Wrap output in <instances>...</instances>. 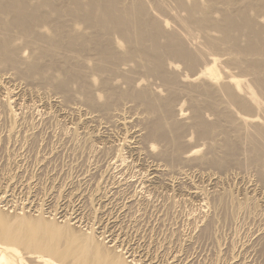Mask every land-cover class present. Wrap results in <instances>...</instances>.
Listing matches in <instances>:
<instances>
[{
  "label": "bare ground",
  "instance_id": "6f19581e",
  "mask_svg": "<svg viewBox=\"0 0 264 264\" xmlns=\"http://www.w3.org/2000/svg\"><path fill=\"white\" fill-rule=\"evenodd\" d=\"M5 74H8L9 82L18 81L16 85L20 83V80H25V82L22 81L24 85L29 83V85L38 84V86L47 87V90L49 89L55 95L56 104L62 105L68 113L79 115V125L95 122L107 127L109 123H112L126 128L130 124H132L130 127H135L133 122L136 120L138 126L133 129L132 135L140 139L144 153L154 157L152 168L150 167L151 172L148 170L150 179L161 181L165 179L163 176L167 173L168 175L171 171L175 173L179 166L181 168L188 166V170L191 167V171L211 168L217 171L216 173H220L218 175L220 178L222 173L228 174L232 168H238V170L240 168L241 172L243 169L244 172L247 171L245 169L249 171L254 169L253 171L256 172L254 175L257 176L255 180H259L258 182L264 185V0H0L1 78L5 79L3 77ZM1 82L0 89L3 90L7 84L4 85ZM7 92L14 95L15 89L7 88ZM75 100L77 102L79 100L82 106L72 102ZM9 103L6 104V109L12 112L14 108L9 107L11 104ZM12 114L9 113L10 116ZM13 115L12 118L15 117ZM16 120L14 118V121ZM13 126L16 128V125ZM9 130L11 132L14 128ZM115 130L117 131V127ZM75 131L77 132L78 129L76 128ZM92 134H88V137ZM101 136L99 137L104 138ZM125 137L121 138L124 139L122 147L132 146L131 140ZM115 146L113 145L115 150L121 149V146L116 148ZM115 161L120 165L128 164L119 153ZM234 171L231 170V172ZM171 181L173 180L168 183L171 184ZM122 182L115 181L117 185ZM98 185L96 184V187ZM198 188L200 189V187L197 189L193 187L194 190L191 193L201 199L206 193L203 190L204 193L201 194L202 190ZM258 188L260 189L259 186ZM100 189L98 187L97 190L100 191ZM224 189L222 193L219 192L220 190L216 191L218 194L214 192L215 204L213 201L211 203L214 206L217 204L220 210L224 204L228 206L226 203L230 194L228 195L227 192L228 196H226L227 190L225 189L223 193ZM94 193L96 195L95 191ZM4 196H6L5 192ZM234 197H230L231 206L235 204L242 210L252 198H245L244 202H240L239 199L238 202V199ZM91 198L92 195L89 199ZM147 199L142 198L141 202L146 203ZM4 200L5 197H1L0 203ZM148 200L147 202L150 203V199ZM69 202L68 200L70 205ZM152 202L153 200L151 204ZM173 202L176 204L175 201ZM257 202L254 204L259 206ZM224 207L223 209L228 210V207ZM37 208L38 215L29 216L21 213L10 215L0 207V264L143 263L136 258L128 260L129 256H125V254L128 255L127 252L117 246L121 239L118 240V244L115 242L112 244V242L109 245L105 238L99 239L96 236V229L93 226L89 228L90 231L77 230L71 223L73 217L66 216L64 222L60 224L56 221V216L44 217L41 208ZM247 210L250 211L249 208ZM225 213L223 210V214ZM230 213H232L231 208ZM215 214L217 215V212ZM234 215L231 214V216ZM97 222L98 225L100 222ZM211 224L210 222L205 226L206 230L211 228ZM105 229L104 231H107ZM104 231L100 233L103 234ZM111 234L110 236H113ZM147 262L152 264L149 260Z\"/></svg>",
  "mask_w": 264,
  "mask_h": 264
},
{
  "label": "rangeland",
  "instance_id": "374dc122",
  "mask_svg": "<svg viewBox=\"0 0 264 264\" xmlns=\"http://www.w3.org/2000/svg\"><path fill=\"white\" fill-rule=\"evenodd\" d=\"M7 75L8 74H5V76L3 75V77H5V79L1 78L2 75L0 76V79H2V80H0V82L2 81L4 83V85L7 84V87L5 86V88L3 90L0 89V91H1L0 92V120H1L0 121V128H1L0 129V199H1V197L2 198L5 197V200L2 203H0L1 204L0 207L2 208L3 211H5L6 213H8L10 215H16L17 213H21V214H25V215H29V216L30 215L34 216V215H38V208L37 207H39V208H41V212H42V215L44 214L43 215L44 217H48V216L52 217L54 215V216H56V218H55L56 221L60 224H62V222H64V220L66 219V216L68 218L71 216V217H73L71 219V223L73 225H75V228H77V230L88 231L89 228H91L93 226L96 229L95 230L96 236L99 239L105 238L104 240L106 241V243H109V245L112 242H113L112 244H115V243L118 244V242L121 239V241L119 242V245H117V246L119 249H124L125 250L124 252H127L128 255L125 254V256L126 257L129 256L128 260H131L132 258H136V259H138L137 261H139V262L141 261V263L143 262L142 264H148L149 263V262H147L148 260L152 264H171V263L172 264H176V263L177 264H264V238H263L264 237V231H263L264 230L263 229L264 228V216H263L264 215V189L263 188L264 187H262L264 185L259 183L258 182L259 180L256 181L257 176L255 177L256 172L253 171L254 169H250V171H249V169H245V170H247L245 172L243 169V171L241 172L242 169L240 170V168H239V170H238V168H232L231 170L232 171L235 170L234 172H231V170H229L228 174H226V172L224 174L222 173L221 178H220V177H218V175H220V173H216L217 171L211 170V168H205L206 170H204V168L203 169L201 168L202 170L200 169V171H201V173H200V171H198L197 169H195V171H196L195 172V171H191V167H189L190 169L188 170V166H186L187 168L186 167L181 168L179 166V167H177L178 169L175 171V173L177 172L176 173L177 176L174 173V171L173 172L171 171L172 175H170L171 172L169 171L170 172L169 175L167 173L166 176H163V177H165V179H161V181H160V179H154V178L150 179V177H149L150 175H148V174L151 172L150 167L152 168L154 157L149 156L146 153H144L145 151L142 149L140 139L138 138L139 139L138 140L136 136L133 137V135H132L133 129L137 128V126H138V124H136V122H135L136 120L133 122L136 125L135 127H133V126L130 127L132 125V124H130L126 128H121V127L117 126L116 124H114V125H116V126H114L112 123H109V126L112 124L111 126L114 127L115 129L117 127V131L114 128H112L111 126H110L111 129L110 128L107 129V127H109V126L104 127L102 124L99 123L100 125H98V123H95V122L88 123V124L82 123V124H80L81 125L80 126L79 125V118H80L79 115L78 114L76 115L75 113H71V112L68 113L65 111V109H63L62 105L56 104V101L54 99L55 95L53 94L52 91H49V89L47 90V87L44 88L40 85L38 86V84H35V86L30 84L31 85L30 86L27 81H26V83H28V85L27 84L24 85L25 83H23V82H25V80H20L21 84L19 83L16 85L15 83H18V81L17 82L12 81L13 83L9 82L8 80L10 78H8ZM10 87H11V89L12 88L15 89V94H14L15 97H14V95L8 94L7 88L10 89ZM17 87H19V88H17ZM36 88H38V89L35 91ZM48 92L50 93V95ZM6 95H9V96H6ZM47 96H49V97H47ZM57 96H59V95H57ZM49 99H50V101H48ZM8 100H11L10 101L11 104L9 102L6 103V101H8ZM75 101H72V102H74L78 106H82V105H80L79 100H78L79 103L77 102V100H75ZM46 102H48V103H46ZM8 103L10 104L9 107L14 108L13 111H12V109L8 108L10 111L13 112L14 115L12 114V112L7 111V109H6L7 105L6 104H8ZM76 105H74V106H76ZM3 112H5V113H3ZM9 113L12 114L13 116H15L14 117L15 120L16 119L17 120L14 121V118H12L11 117L12 115L10 116ZM1 114H2V116H1ZM8 119H9V121H8ZM76 119H78V120H76ZM3 121H4V123H2ZM10 121L12 123L13 122L14 123L12 124ZM77 121H78V123H77ZM5 123H7V124H5ZM64 123H65V125H64ZM19 124L21 127L19 126ZM76 124H78L77 127H76ZM13 125H16V128ZM25 125H27V126H25ZM29 125H31V126H29ZM37 126H39V127H37ZM61 126H63V128H61ZM11 127L14 128L13 131L11 130L12 133L9 132L10 131L9 129H13ZM17 128H19V129H17ZM74 128H75V130L77 128L79 132L77 131L78 132L77 133L74 130ZM69 129H71V130H69ZM112 129H114V130H112ZM126 129H128V130H126ZM22 130H24V131H22ZM124 131L127 132V134ZM93 132H95L97 134L96 135L92 134ZM27 133H29V134H27ZM30 133L33 135H31ZM87 133L92 134L91 137L89 136L90 138L88 137ZM17 134H18V136H17ZM75 135L77 137H75ZM83 135L85 138L83 137ZM98 135L99 136L102 135V136H104V138L102 136H101L102 138H100ZM122 136H124V137L126 136L125 138L128 137L129 140H131V143H132V146L130 145L131 147L130 146H124L126 148L122 147V145H124V143H123L124 139H121L124 137H122ZM21 138H23V139H21ZM95 138H97V139H95ZM120 139L122 141H120ZM94 141H96V142H94ZM133 141H135V142H133ZM73 142H75V143H73ZM99 144H101V145L99 146ZM83 145L86 147H84ZM110 145H112V146H110ZM113 145L114 146L116 145L115 148L117 146H121L120 147L121 151L117 150V149H116L117 150L116 151L114 149ZM138 146H139V148H138ZM112 148H113V151H112ZM136 148H138L139 150L137 149L138 150L137 151ZM108 149H109V151H108ZM76 151H79V152L77 153ZM133 151L135 154L133 153ZM137 152L140 153V155ZM118 153L123 155V157L126 159L128 164L120 165L118 163H115L116 162L115 160H117V154ZM141 153L143 156L141 155ZM145 155H146V157H145ZM152 158H153V160H152ZM147 159H149V160H147ZM81 162H83V163H81ZM102 164H104V165H102ZM180 168L183 170H181ZM93 169H94V171H93ZM83 170H84V172H83ZM148 170H150V172ZM179 170H181V171H179ZM207 170H208V173L210 174L209 177H208L209 174L207 173ZM184 171H186L185 172L186 174L184 173ZM202 171H203V174H202ZM190 172H192V173H190ZM107 173H108V175H107ZM188 173H189V175H188ZM247 173H249V174H247ZM90 175H91V177H90ZM13 176H15L14 177L15 179L13 178ZM77 176L78 177L80 176V177L78 178ZM171 176H173V177H171ZM184 176H185V178H184ZM191 176H192V178H191ZM144 177H146L147 179H145ZM11 178L13 179V181H10V180H12ZM168 178H169V180H168ZM225 178H227V179H225ZM87 179H89V180H87ZM144 180H146V181H144ZM170 180H173V181H171V184H169ZM249 180L252 182L249 183L250 182ZM115 181L117 183H118V181L119 182L123 181V182L121 184L119 183L117 185V183H115ZM214 181H216V182H214ZM145 182L147 184H144ZM148 182L150 184V187H149ZM161 182H162V184H161ZM5 184L10 185L9 186L10 188L8 187V185L6 186ZM96 184L97 185L99 184L98 187L101 188L100 191L97 190L98 187H96ZM214 184L216 185V187ZM27 185H29V186H27ZM76 185H77V187H76ZM201 185H203V186L201 187ZM21 186H23V187H21ZM165 186H167V187H165ZM192 186L194 187V189H197V187H200V189L199 188L198 189L200 191L202 190L201 194L204 193L203 190L205 191L206 194H203L201 199H200V197H197L191 193V191L194 190ZM221 186H223V187H221ZM255 186L257 188H255ZM258 186L260 187V189L258 188ZM6 187H8V189ZM224 187L227 190L226 192H225ZM95 188H97V189H95ZM222 189H224L223 193L225 192L226 196H228L230 194L228 197L229 199H227L228 202L226 201V198H224L225 199L224 201H225V203L227 202L226 204H228V206H225V204L223 205V207L224 206L228 207V210L225 207L224 208L226 210L223 209V207L220 210V207L216 206L217 204L215 206L213 204H211L212 201L215 204L214 192L216 194L219 190H220L219 192H221ZM29 190H31V191H29ZM246 190H247V192H246ZM56 191H57V193H56ZM75 191H76V195H74ZM94 191L96 192V195H95ZM152 191H153V193H152ZM206 191H208V192H206ZM4 192H5L6 196H4ZM59 192L61 194H59ZM242 192H243V194H242ZM54 193L57 194V196ZM93 193H94V195H93ZM101 193H102V195H101ZM163 193H165V194H163ZM209 193H210V196H209ZM89 194H90V196L92 195L93 199L91 198V200L93 202L89 199L90 198ZM234 194H235V197L238 199V200L236 199L238 202H239V199L241 200L240 202H244L243 200L250 199L251 197L254 200V198L256 197L255 200H256V202L258 201L257 203L259 206H256V204H254L256 202H254L255 200L253 201L252 198H251V202H249L250 204L247 203L248 205L246 204V206L244 207L243 210L240 209L235 204L233 206H231L232 202L230 204V201H231L230 197H232V196L234 197ZM7 195H9V197L10 196L11 197L8 198ZM145 195H146V197H145ZM155 195H157V196H155ZM168 195H170V196H168ZM190 195L191 196L193 195V196L191 197ZM225 195H224V197H226ZM236 195H238V196H236ZM204 196H206V197H204ZM213 196H214V200L212 198ZM33 197L35 198L34 200H33ZM135 197L138 199H136ZM172 197H173V199H172ZM54 198H56V199H54ZM103 198L107 199V200H104ZM142 198L143 199L144 198L150 199V203L147 202V201H149L148 199H147L146 203L141 202ZM100 199H102V200H100ZM203 199H205V200H203ZM68 200L70 201L69 202L70 205L68 204ZM118 200H119V202H118ZM152 200H153V202H152L153 205L151 204ZM8 201H10V202L8 203ZM89 201H91V202H89ZM173 201H175L176 204ZM207 201H211V202H207ZM248 201H250V200H248ZM72 202H73V204H72ZM91 203H93V204H91ZM203 203H204V205H203ZM251 203H253L254 205ZM172 204H173V206H172ZM135 205H137V206H135ZM250 205H251V207H253V209L250 207ZM60 206H63V207H60ZM87 206H88V208H87ZM201 206H203V207H201ZM229 206L231 208L232 213H230ZM234 206H235V208H234ZM247 206H248L250 211L247 210L248 209ZM93 207H96V208H93ZM232 207L235 210H233ZM254 207L255 208L258 207V208L255 209ZM56 208H57V210H56ZM245 208H246V212L244 213ZM203 209H204V211H203ZM254 209H255V211H254ZM18 210H20V211H18ZM90 210H91V212H90ZM223 210H224V212H226L225 214H223ZM43 211H44V213H43ZM56 211H57V213H56ZM80 211H81V213H80ZM234 211L236 214L233 213ZM236 211H238V213ZM23 212H25V213H23ZM76 212H77V214H76ZM93 212H95V213H93ZM216 212H217V215L215 214ZM63 213H65V214L67 213L68 215L67 214L65 215ZM228 213H230V215H227ZM231 214H233V215L235 214V215L231 216ZM92 215H94V216H92ZM214 215H216V216L214 218H212V216H214ZM144 216H145V218H144ZM208 216H210V217H208ZM50 217H48V218H50ZM231 217H233L234 220ZM78 218H79V220H78ZM93 218L94 219L96 218L97 220L95 219V221H94ZM100 219H102L103 221L102 220L100 221ZM212 219L215 220V223H213L214 220H212ZM111 221H113V223ZM206 221H209V222L206 223ZM259 221H261V222H259ZM96 222L97 223L100 222L98 224L99 227H97L98 225L96 224ZM210 222L212 223L211 228L206 230L205 226H207V224ZM250 222L253 224H251ZM191 223H192V225H191ZM220 224H221V227H220ZM105 227H106V229H105ZM104 229L107 231H104ZM102 231H104L103 234L100 233ZM119 231H120V233H119ZM191 231H192V233H191ZM213 231H214V233H213ZM110 232H112V234ZM204 233H205V235H204ZM254 233H255V235H253ZM110 234L113 236H110ZM106 236L107 237L109 236V237L106 238ZM122 238H124V240H122ZM188 238H189V240H188ZM125 239H126V241H125ZM123 241H124V243H123ZM121 242H122V244H121ZM253 244H254V246H253ZM147 247H148V249H147ZM240 247H242V248H240ZM130 248H131V250H130ZM243 249L244 250L246 249V250L244 251ZM146 252L148 255L146 254ZM130 254H131V256H130ZM144 254H145V256H144ZM175 256H176V258L174 259ZM160 258H161V260H160ZM145 260H146V262H145Z\"/></svg>",
  "mask_w": 264,
  "mask_h": 264
}]
</instances>
